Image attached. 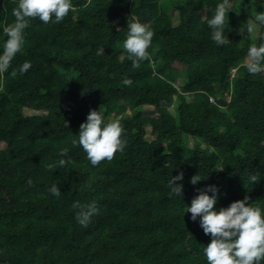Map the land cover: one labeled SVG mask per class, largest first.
Returning <instances> with one entry per match:
<instances>
[{"label":"trees","instance_id":"16d2710c","mask_svg":"<svg viewBox=\"0 0 264 264\" xmlns=\"http://www.w3.org/2000/svg\"><path fill=\"white\" fill-rule=\"evenodd\" d=\"M71 2L60 23L30 21L23 52L0 74V264H207L211 236L187 212L198 190L218 189L216 211L247 196L264 213V73L243 66L264 43V26L255 43L244 19L264 0H232L224 46L207 24L222 0ZM18 3L0 0V54ZM133 17L154 32L139 68L123 48ZM100 108L105 123L120 120L127 144L92 166L72 142ZM181 172L182 197L169 196ZM76 201L100 209L88 228Z\"/></svg>","mask_w":264,"mask_h":264},{"label":"clouds","instance_id":"9594fccd","mask_svg":"<svg viewBox=\"0 0 264 264\" xmlns=\"http://www.w3.org/2000/svg\"><path fill=\"white\" fill-rule=\"evenodd\" d=\"M231 7L230 0H222L216 6L214 16L207 21L212 30L211 39L217 46L231 43L225 36L226 26L229 24L228 13ZM71 0H19L18 7L14 8L12 15L15 20L3 28L7 39L0 54V74L7 73L12 66L15 57L22 53L25 46V30L30 26V21L38 18L44 24L60 23L70 11H74ZM54 17V19H53ZM247 32L250 35L257 33L258 26H264V12L256 13L246 23ZM154 32L146 25L138 22L134 17L127 24V37L123 48L132 62L133 68H139L141 62L151 61L149 48L152 45ZM98 56L104 55V49L97 50ZM249 74L256 75L264 73V43L257 46L252 44L247 52L246 61L243 64ZM32 67L30 62H24L19 68V74L23 75ZM11 76H17V70L11 71ZM122 83L131 87L132 80L125 78ZM67 124V123H66ZM68 126V125H67ZM73 146L77 144L82 147L87 159L92 166H98L103 161L111 162L115 155L122 153L127 141L124 139V129L119 119L105 123L104 112L91 110L87 121L80 125L78 140H74ZM68 148L60 151L61 156L68 155ZM72 161L60 159L59 167H64ZM48 169L57 167L49 164ZM253 183L257 176L250 177ZM183 180V173L172 177L169 181V196L182 197L183 185L176 183ZM201 181L198 175L192 177L190 183L196 185ZM29 185L32 181H28ZM53 196H61L57 184L49 189ZM187 212L191 213V220L196 221L200 217V227L205 235L211 236V242L204 248L207 264H261L264 261V213L260 207L246 206L249 197L236 201L224 209L214 210L217 203L218 189L209 186L198 190ZM211 192L212 195H208ZM76 209L75 219L83 228H88L92 218L100 214V209L95 201L81 204L76 201L72 205Z\"/></svg>","mask_w":264,"mask_h":264},{"label":"rangeland","instance_id":"374dc122","mask_svg":"<svg viewBox=\"0 0 264 264\" xmlns=\"http://www.w3.org/2000/svg\"><path fill=\"white\" fill-rule=\"evenodd\" d=\"M230 3L232 4V0H230ZM244 20H246V21L248 22V19H244ZM259 31H260V26H258V28H257V33H256L254 36L252 35V36H253V39L255 40V43H256L257 37H258V35H259ZM147 110H149L150 113H153V109H152V108H148ZM26 113H27V114H34L33 111H29V110H27ZM148 132H150V129L148 130ZM148 138H149V139H153L154 136H152V135L150 134V135H148Z\"/></svg>","mask_w":264,"mask_h":264}]
</instances>
